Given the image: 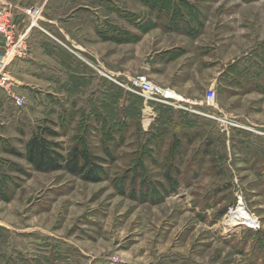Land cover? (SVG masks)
Here are the masks:
<instances>
[{
  "label": "rangeland",
  "instance_id": "rangeland-1",
  "mask_svg": "<svg viewBox=\"0 0 264 264\" xmlns=\"http://www.w3.org/2000/svg\"><path fill=\"white\" fill-rule=\"evenodd\" d=\"M3 1L0 264H264V0ZM34 135L95 172L35 170ZM240 198L257 227L226 231Z\"/></svg>",
  "mask_w": 264,
  "mask_h": 264
},
{
  "label": "built area",
  "instance_id": "built-area-1",
  "mask_svg": "<svg viewBox=\"0 0 264 264\" xmlns=\"http://www.w3.org/2000/svg\"><path fill=\"white\" fill-rule=\"evenodd\" d=\"M8 4L4 3L3 0H0V35L6 39V46L9 48L11 43L13 42V35L17 29V24L13 21V18H10V12L8 10ZM27 14L37 13V8L34 4L29 5V7L25 10ZM4 56H0V82H4L7 80L6 76L1 75L2 66L4 65L3 62ZM129 86L133 91L141 93L147 99H156L158 101L164 102L172 107L181 108V109H188L191 107H195L196 105L200 106H212L215 104L217 90L215 87H209L203 98L199 101H196L190 97H186L183 94L177 92L175 89L164 87L158 83L152 82L148 80L145 76L136 75L129 79ZM17 105H22V101L19 97L15 99ZM241 210L243 212H247L249 215L248 209L245 207V204L241 201V198L238 202L233 205L229 212V214L236 215L235 212ZM227 215L226 220V231L231 230L233 227L227 228L230 224L229 216ZM240 225V224H238ZM242 225L246 226L247 228L254 229L257 227V222L254 218L251 217L247 221H243Z\"/></svg>",
  "mask_w": 264,
  "mask_h": 264
},
{
  "label": "trees",
  "instance_id": "trees-1",
  "mask_svg": "<svg viewBox=\"0 0 264 264\" xmlns=\"http://www.w3.org/2000/svg\"><path fill=\"white\" fill-rule=\"evenodd\" d=\"M47 145V140L34 135L25 146L27 160L35 170L48 172L65 169L74 174H83L84 169L89 168L88 173L95 172L97 165L93 164L92 157L86 148L73 145L63 156L61 153H51Z\"/></svg>",
  "mask_w": 264,
  "mask_h": 264
},
{
  "label": "bare ground",
  "instance_id": "bare-ground-1",
  "mask_svg": "<svg viewBox=\"0 0 264 264\" xmlns=\"http://www.w3.org/2000/svg\"><path fill=\"white\" fill-rule=\"evenodd\" d=\"M235 214L236 215H232V214L228 215L230 217L229 222L231 221L229 226H231V227L236 226L238 224H242L243 221H247L250 219V215L247 212H243L241 210H238L237 212H235Z\"/></svg>",
  "mask_w": 264,
  "mask_h": 264
},
{
  "label": "crops",
  "instance_id": "crops-1",
  "mask_svg": "<svg viewBox=\"0 0 264 264\" xmlns=\"http://www.w3.org/2000/svg\"><path fill=\"white\" fill-rule=\"evenodd\" d=\"M15 2L17 1V0H14ZM17 32V31H16ZM19 32V31H18ZM0 39H1V37H0Z\"/></svg>",
  "mask_w": 264,
  "mask_h": 264
}]
</instances>
